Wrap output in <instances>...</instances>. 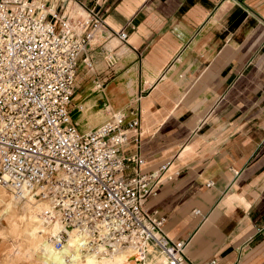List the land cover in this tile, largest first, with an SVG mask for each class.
Wrapping results in <instances>:
<instances>
[{"label":"crops","instance_id":"0c3cea01","mask_svg":"<svg viewBox=\"0 0 264 264\" xmlns=\"http://www.w3.org/2000/svg\"><path fill=\"white\" fill-rule=\"evenodd\" d=\"M42 1L92 34L72 123L139 111L140 172L161 183L145 210L187 261L264 264V0Z\"/></svg>","mask_w":264,"mask_h":264},{"label":"built area","instance_id":"2783aa9c","mask_svg":"<svg viewBox=\"0 0 264 264\" xmlns=\"http://www.w3.org/2000/svg\"><path fill=\"white\" fill-rule=\"evenodd\" d=\"M118 37L127 41L125 32ZM91 38L42 0H0V186L49 203L64 226L57 250L75 232L83 250L154 245L166 264H190L185 242L169 239L165 218L145 210L161 183L140 172L139 111L86 133L72 123L79 58Z\"/></svg>","mask_w":264,"mask_h":264},{"label":"bare ground","instance_id":"6f19581e","mask_svg":"<svg viewBox=\"0 0 264 264\" xmlns=\"http://www.w3.org/2000/svg\"><path fill=\"white\" fill-rule=\"evenodd\" d=\"M0 192L4 200L1 204L0 198L1 215H14L17 206L23 204L22 209L26 210L27 216L21 215L26 227L19 233L22 240L19 249L30 259L36 258L39 264H137L131 256L147 246L136 250L117 246L110 249L101 245L95 251H88L83 250L80 236L70 232L67 244L62 250H57L54 238L64 230V226L59 218L53 219L55 213L49 203L35 200L29 192L17 196L5 186H0ZM46 212H51V216H46Z\"/></svg>","mask_w":264,"mask_h":264},{"label":"rangeland","instance_id":"374dc122","mask_svg":"<svg viewBox=\"0 0 264 264\" xmlns=\"http://www.w3.org/2000/svg\"><path fill=\"white\" fill-rule=\"evenodd\" d=\"M87 117L90 127L86 130L87 132L101 125L94 126L92 116L88 115ZM0 195L2 196L1 192ZM1 200V204L4 203L3 198ZM22 208L23 204H19L15 214L9 215V217L0 214V264H39L38 261L36 262V258H34L35 260L30 259L24 251H21L22 249H19V243L22 242L19 233L26 227L21 215L25 216L27 212ZM131 258L135 259L137 264H140L142 260L145 264H166L165 258L154 245H147L142 252L134 254Z\"/></svg>","mask_w":264,"mask_h":264}]
</instances>
